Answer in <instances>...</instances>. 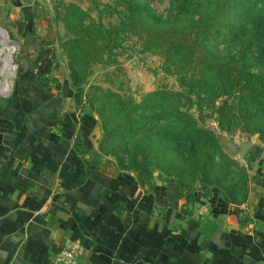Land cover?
I'll return each mask as SVG.
<instances>
[{
	"label": "rangeland",
	"instance_id": "1",
	"mask_svg": "<svg viewBox=\"0 0 264 264\" xmlns=\"http://www.w3.org/2000/svg\"><path fill=\"white\" fill-rule=\"evenodd\" d=\"M180 1L0 0L15 46L0 106L38 80L147 184L188 203L242 195L264 160V5Z\"/></svg>",
	"mask_w": 264,
	"mask_h": 264
},
{
	"label": "crops",
	"instance_id": "2",
	"mask_svg": "<svg viewBox=\"0 0 264 264\" xmlns=\"http://www.w3.org/2000/svg\"><path fill=\"white\" fill-rule=\"evenodd\" d=\"M39 83L0 106V264L16 242L10 264H60L68 240L77 264H264V160L239 201L188 203L122 169Z\"/></svg>",
	"mask_w": 264,
	"mask_h": 264
},
{
	"label": "bare ground",
	"instance_id": "3",
	"mask_svg": "<svg viewBox=\"0 0 264 264\" xmlns=\"http://www.w3.org/2000/svg\"><path fill=\"white\" fill-rule=\"evenodd\" d=\"M0 44L2 46V50L0 51H3L0 68V75L3 78L0 82V92H7L10 90L12 78L15 73V65L12 63L15 46L12 44V40L8 34L3 31H0Z\"/></svg>",
	"mask_w": 264,
	"mask_h": 264
},
{
	"label": "built area",
	"instance_id": "4",
	"mask_svg": "<svg viewBox=\"0 0 264 264\" xmlns=\"http://www.w3.org/2000/svg\"><path fill=\"white\" fill-rule=\"evenodd\" d=\"M81 246L77 242L66 241L56 256L60 264H77L81 253Z\"/></svg>",
	"mask_w": 264,
	"mask_h": 264
},
{
	"label": "trees",
	"instance_id": "5",
	"mask_svg": "<svg viewBox=\"0 0 264 264\" xmlns=\"http://www.w3.org/2000/svg\"><path fill=\"white\" fill-rule=\"evenodd\" d=\"M178 1H180V0H178ZM261 3H262V5H264V0H259ZM181 2V1H180ZM188 4V2H187V0H185V6H184V9L185 8H187V5ZM241 7H243V5L241 6ZM22 69H20V71H21ZM22 72V71H21ZM20 72V73H21ZM18 82H19V80H18ZM18 84V83H17ZM249 89H250V91H252V92H255L256 90H255V88L253 87V86H250L249 87ZM259 92L262 94V95H264V89H262V90H259ZM252 95H254V94H252ZM8 103L10 102V100H8L7 101ZM255 156H257V155H255ZM244 195H245V193H243L242 195H240V196H238V197H234L233 199H232V201H239L240 200V198H242V197H244Z\"/></svg>",
	"mask_w": 264,
	"mask_h": 264
},
{
	"label": "water",
	"instance_id": "6",
	"mask_svg": "<svg viewBox=\"0 0 264 264\" xmlns=\"http://www.w3.org/2000/svg\"><path fill=\"white\" fill-rule=\"evenodd\" d=\"M18 245H19V242H16L13 245L12 249L8 252L3 264H10L11 260L14 257V254H15L17 248H18Z\"/></svg>",
	"mask_w": 264,
	"mask_h": 264
}]
</instances>
